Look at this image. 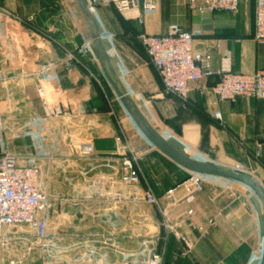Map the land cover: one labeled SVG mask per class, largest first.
Here are the masks:
<instances>
[{
  "label": "crops",
  "instance_id": "1",
  "mask_svg": "<svg viewBox=\"0 0 264 264\" xmlns=\"http://www.w3.org/2000/svg\"><path fill=\"white\" fill-rule=\"evenodd\" d=\"M64 1L67 2L0 0V7L15 19L34 18L33 46L20 36L10 37L7 46H0V72L9 78L7 84L0 85L2 114L14 129L21 128L29 117L43 114L44 105L53 100L56 88L54 82L41 81L44 88L41 95L37 90L39 80L25 74L51 60L64 58L66 49L73 50L84 41L74 14L72 21L63 11ZM154 2L153 11L143 12V25L126 20L112 6L96 9L104 31L115 36L114 43L134 76L143 84L154 83V87L157 86L154 92L164 91L161 77L149 64L143 46L136 41L133 44L128 41L141 30L161 35L176 24L194 35L197 50L212 52L214 70L220 69L225 52L230 53L232 70L236 73L264 70V45L254 39L256 0H240L237 13L204 14L191 10L188 0ZM206 14L211 15L210 19L204 18ZM15 26V20L0 14V39L6 29H14ZM38 29L45 31L51 39H45ZM218 44L221 46L217 47ZM84 65L91 69L96 63L88 57ZM127 65L126 69H129ZM81 73L86 82L90 81L85 72ZM217 81V76H214L191 83V88L203 86L207 90L204 93L192 90L187 101L174 94H165L157 99L163 101L169 111L165 119H176L184 125L179 129L176 125L165 129L190 149L219 164H244L248 168L244 171L252 173L264 186V100L239 98L235 103L218 102L209 91ZM62 89L67 98L66 107L76 105L96 108L100 112L96 117L97 125L87 124L79 129L80 139L92 143L94 153L80 155L69 151V159L61 158L49 172H44L41 179L47 182L52 196L67 199L55 204L48 218V224L51 219L57 223V231L50 232L60 238L64 261H101L106 264H115L122 259L142 261L145 258L137 250L141 240L150 236L159 238L157 248L163 253V264H248L259 255L257 218L247 197L206 178L203 190L195 193L192 201L181 200L170 209L172 225L189 218L198 225H204L216 218L209 237L204 240H200L198 232L186 224L179 226V233L197 244L193 255L184 254V245L177 235L167 232L164 227L162 209L168 203L167 191L186 181L190 172L164 156L140 134L134 141L141 178L137 191L141 196L146 191L152 192L159 199L160 206L135 201L133 194L124 190L125 201L115 206L100 196L94 181L119 173L120 161L116 156L114 136L122 133V129L125 133L126 129L117 123L116 117L109 116V101L100 95L94 82L87 89L92 97L90 102L81 100L84 89L72 87L69 81L63 83ZM214 110L222 113L223 122L214 118ZM47 130L53 133L47 138V145L61 143L56 126H48ZM35 144L33 137L24 132L8 140L9 152L22 159L36 153ZM258 149L261 150L260 158H256ZM102 182L108 185L106 180L102 179ZM115 191L118 193L119 188ZM185 194L184 186L176 191L179 198ZM191 209L194 212L188 216ZM112 212L117 217L114 222L109 216ZM112 243L122 248V255L112 248ZM29 245L30 240L22 234H18L15 240L11 236L0 247V264H9L10 261L41 264L40 250L33 247L29 251ZM91 249L96 253H90Z\"/></svg>",
  "mask_w": 264,
  "mask_h": 264
},
{
  "label": "built area",
  "instance_id": "2",
  "mask_svg": "<svg viewBox=\"0 0 264 264\" xmlns=\"http://www.w3.org/2000/svg\"><path fill=\"white\" fill-rule=\"evenodd\" d=\"M88 3L95 14L98 7L112 6L126 20L135 21L139 25L144 24L143 12L155 9L154 0H88ZM188 3L191 10L201 14L237 13L240 6V0H188ZM0 14L16 21L14 29L5 30L0 39V46H7L9 38L13 36H20L33 46V29L30 27L34 21L33 17L15 19L1 7ZM41 34L45 39H51L46 33ZM103 37L111 43L109 55L120 59L119 50L114 43L115 36L104 31ZM131 38L143 46L148 55L149 64L157 70L162 79L164 91L157 94L156 99L163 98L165 94H174L187 101L192 90L200 93L207 90V87L203 86L191 88V83L217 76L218 81L211 86L209 91L218 102L235 103L239 98L264 100V70L252 73L234 72L229 52L223 55L220 69L214 70L212 52L197 50L194 35L179 25H171L167 32L161 35H151L141 30ZM254 39L264 45V0H256ZM220 46L218 44L217 47ZM65 51L64 58L51 60L25 74L39 80L37 90L41 95L44 93L41 81L51 79L56 84L53 100L44 105L43 114L29 117L21 128L14 129L2 114L0 100V247L11 236L15 240L18 234H22L24 238L30 240L29 251H32L33 247H38L40 250L41 264H106L101 261H64L62 259L63 247L59 244L60 238L49 230L48 218L54 211L55 204H60L67 199L52 196L48 191L47 182L41 180L42 176L45 171L49 172L61 158L69 159V151L80 155L94 153L93 144L80 139L79 129L87 124L97 125L96 117L100 115L96 108H80L76 105L66 107L67 98L62 89L63 83L69 81L72 87L85 90H82L81 100L84 102L92 100L87 89L92 86L95 75L90 68L84 65V60L88 57L98 63L92 53L91 41L84 38V41L75 49ZM120 62L126 69L122 60ZM81 72H85L90 81L86 82ZM95 79L101 85L100 81ZM8 81L9 78L0 72V85L7 84ZM109 106V116L116 117L120 125L121 117L116 114L113 102L109 101ZM213 116L216 120L223 122L222 113L219 110H214ZM48 126L58 128V134L62 138L61 143L47 145V138L53 136V133L47 130ZM23 132L32 136L36 143V153L24 159L12 155L8 148L9 138L19 136ZM121 132L114 136L117 143L116 156L120 161L119 173L95 180V188L99 195L106 197L113 206L125 201L123 190L133 194L135 201L160 206L159 199L152 192L146 191L143 196L138 193L137 188L141 182L137 168L139 156L132 148L123 129ZM260 157L261 150L258 149L256 158ZM102 179L106 180L108 185H103ZM203 184L202 175L190 173L186 181L167 191L168 203L162 209L165 218L164 227L167 232L177 235L184 245V254L187 256L193 255L197 244L187 236L180 234L179 226L182 223L186 224L191 230L198 232L200 240H204L209 237L216 218L208 220L204 225H198L190 218L172 225L169 219L170 209L181 200L192 201L194 194L203 190ZM183 186L186 188V194L179 198L176 191ZM116 188H119L118 193L115 191ZM193 212L191 209L187 215L191 216ZM158 240L159 238L154 236L141 240L137 252L145 258L144 260L131 262L122 259L115 264H163V253L157 248ZM112 248L119 255L123 254L122 248L118 245L112 243ZM90 253L95 254L96 250L91 249ZM9 264L19 263L10 261Z\"/></svg>",
  "mask_w": 264,
  "mask_h": 264
},
{
  "label": "water",
  "instance_id": "3",
  "mask_svg": "<svg viewBox=\"0 0 264 264\" xmlns=\"http://www.w3.org/2000/svg\"><path fill=\"white\" fill-rule=\"evenodd\" d=\"M67 3L84 37L91 41L92 53L108 84L141 136L188 172L202 175L247 197L257 218L259 247V255L248 264H264V186L260 180L250 172L219 164L200 155L171 135L151 114L130 80L125 78L120 60L109 55L111 43L103 37L104 29L88 0H67ZM210 17V14L204 15V18ZM109 216L112 222L117 220L115 213L112 212Z\"/></svg>",
  "mask_w": 264,
  "mask_h": 264
},
{
  "label": "rangeland",
  "instance_id": "4",
  "mask_svg": "<svg viewBox=\"0 0 264 264\" xmlns=\"http://www.w3.org/2000/svg\"><path fill=\"white\" fill-rule=\"evenodd\" d=\"M64 9V13H66V16H68L70 18V20H74L73 16H72V12L70 10V6L67 2L64 1V5H63ZM130 42H132V44L135 42L134 39L129 38ZM117 47V46H116ZM118 48V47H117ZM119 50V49H118ZM120 53V50H119ZM113 56V55H112ZM115 58V57H112ZM119 59V58H117ZM120 61L124 60L123 55L120 53ZM125 61V60H124ZM124 64V62H123ZM125 66L127 65L126 61H125ZM127 67L129 68V66L127 65ZM124 69V75L125 78H128L131 82V84L135 87V89L137 90V92L139 93L141 99L143 100L144 104L147 106V108L149 109V111L151 112V114L155 117V119L166 129H169V127H178L177 129L181 128L182 124L180 123V121L176 120V119H165L164 116H166L167 114H169L168 109L165 107V105L163 104L164 102H160L159 100H157L155 98V96L157 94H159L158 91L154 92L155 89L157 88L154 87V83L151 84H143L139 78H136V76H134V72L131 68L129 69ZM91 71L94 73L95 78H97L101 85L98 84L96 82V79H93L94 85L96 86L97 91L100 93V95H102L104 97V99H108V101L113 102L114 104V109L116 111V114H118L119 117H121V121L120 124L122 125V128H124V130L126 131V137L129 140L132 148L134 149L135 147V143L134 141L137 140V136L140 134L139 131L136 129V127L134 126L132 120L129 118V116L127 115V113L125 112V110L123 109L121 103L119 102L118 98L116 97L114 91L112 90V88L110 87V85L108 84L104 73L102 71V68L98 63H96V65H94L91 68ZM49 81L52 82L51 79H49ZM110 109V106H109ZM184 110L182 109V112ZM184 126V125H183ZM182 126V127H183ZM141 135V134H140ZM144 139V138H143ZM145 140V139H144ZM240 165V166H239ZM242 164V163H237L234 165H227L229 167H233L238 169L237 167H241L239 168V170H247L248 168H246V166ZM51 222L49 223V230L50 231H57V223L55 221V219H51Z\"/></svg>",
  "mask_w": 264,
  "mask_h": 264
},
{
  "label": "trees",
  "instance_id": "5",
  "mask_svg": "<svg viewBox=\"0 0 264 264\" xmlns=\"http://www.w3.org/2000/svg\"><path fill=\"white\" fill-rule=\"evenodd\" d=\"M30 27L33 29V30H35V28L33 27V24H30ZM37 30V29H36ZM38 31H40L41 33H46L45 31H42V30H40V29H38Z\"/></svg>",
  "mask_w": 264,
  "mask_h": 264
}]
</instances>
